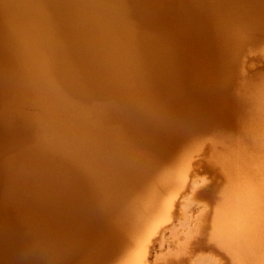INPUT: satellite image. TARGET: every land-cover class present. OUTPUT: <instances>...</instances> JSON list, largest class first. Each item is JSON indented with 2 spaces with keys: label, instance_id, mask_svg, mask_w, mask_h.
Segmentation results:
<instances>
[{
  "label": "bare ground",
  "instance_id": "obj_1",
  "mask_svg": "<svg viewBox=\"0 0 264 264\" xmlns=\"http://www.w3.org/2000/svg\"><path fill=\"white\" fill-rule=\"evenodd\" d=\"M262 34L264 0H0V264H149L225 119L210 237L264 264V79L229 92Z\"/></svg>",
  "mask_w": 264,
  "mask_h": 264
},
{
  "label": "rangeland",
  "instance_id": "obj_2",
  "mask_svg": "<svg viewBox=\"0 0 264 264\" xmlns=\"http://www.w3.org/2000/svg\"><path fill=\"white\" fill-rule=\"evenodd\" d=\"M257 38L262 41V43L260 42L261 44L257 43L258 39H256L252 43L254 45L248 43L245 46L240 59L242 72L240 71V75H236V82L231 86L229 92L233 91L234 87H239V82L241 84L242 82L253 84L264 79V50L261 49V47L264 48V34ZM225 121L228 122L225 119L224 123L220 122L222 125L216 121L207 128H197L192 131L191 137L182 143L183 148L193 141L199 143L198 149L193 153V157L190 160L192 165L189 163V167H191L188 169L190 177L195 180V185H198L197 190L201 191V196L196 195V197L195 193L189 194L190 196L188 195V197L193 198L192 200L190 198L187 204L186 208L188 209L185 208L183 214L180 215L176 213L177 207L175 210L172 209L173 223L168 220L163 223L165 225H161L164 230L161 231L160 239H158L160 232L152 235V239L155 240L153 243L155 248L151 242L150 252L147 255L148 260H151L149 264L150 262L152 264H230L231 260L227 251L217 245L210 237L212 229L211 216L223 185V178L210 162L209 138L218 133L220 135L235 136L238 132L235 124V126L229 122V124H226ZM229 121L233 123L230 119ZM175 155L176 151L168 158H162L160 161L161 165L170 164L174 160ZM188 253L192 254L188 256ZM113 263L114 258L104 264Z\"/></svg>",
  "mask_w": 264,
  "mask_h": 264
}]
</instances>
